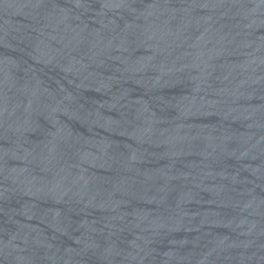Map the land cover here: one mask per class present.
<instances>
[{
	"label": "water",
	"instance_id": "water-1",
	"mask_svg": "<svg viewBox=\"0 0 264 264\" xmlns=\"http://www.w3.org/2000/svg\"><path fill=\"white\" fill-rule=\"evenodd\" d=\"M0 264H264V0H0Z\"/></svg>",
	"mask_w": 264,
	"mask_h": 264
}]
</instances>
